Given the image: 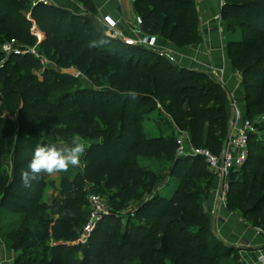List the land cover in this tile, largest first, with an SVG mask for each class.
<instances>
[{
  "label": "trees",
  "instance_id": "1",
  "mask_svg": "<svg viewBox=\"0 0 264 264\" xmlns=\"http://www.w3.org/2000/svg\"><path fill=\"white\" fill-rule=\"evenodd\" d=\"M81 1L89 12L94 11L93 0ZM34 2L0 0V39L13 34L32 42V28L37 26L45 34L39 47L48 56L58 57L61 63L70 61L96 86L106 82L117 91L94 86L80 89L79 77L51 68L42 72V78L22 73V69L35 67L27 65L28 60H35L32 55L19 65L8 63L0 69L4 100L15 106L10 110L25 98L28 107L26 111L22 107L25 112L20 115L26 119L23 127L35 114L39 120L28 128V134L14 138L8 121L0 119V207L19 214L6 237L14 251L24 248L21 261L16 258L14 264H94L98 260L97 264H168V259L175 264H221L228 259L234 249L213 238L204 209L213 177L206 162L198 156L179 158L174 133L149 136L142 110L146 104L153 105L149 112L157 103L166 105L174 112L175 122L188 129L194 146L220 154L231 132V96L226 87L146 46H129L109 37L89 17ZM29 3L27 18L22 10ZM134 10L143 19V32L168 38L180 47H198L197 0H136ZM222 20L229 34V57L243 76L247 118L264 120V0H226ZM255 77L260 81L251 83L249 79ZM124 86L127 89L122 90ZM55 92L63 94L54 97ZM33 99L40 107L30 103ZM58 124H78L77 132L83 130L92 142L82 170L73 178H64L59 197L50 202L43 199L47 175L41 174L31 187H24L21 172L28 170L36 145L49 144L39 143L42 131L50 134ZM256 125L263 126L258 121ZM261 144L258 135L251 138L249 158L240 169L247 167ZM11 150L15 159L9 172L3 159ZM257 159L254 174L247 173L246 180L229 181L227 206L264 231V158ZM154 162L159 165H150ZM176 176L183 186L167 196L162 187ZM87 184H105L116 191L108 200L113 212L93 231L95 245L82 247L74 242L88 222L83 194ZM132 203L138 207L136 216L152 211L144 222L129 220L121 229L116 212ZM197 222L203 225L193 227ZM81 251L91 252L90 259H80Z\"/></svg>",
  "mask_w": 264,
  "mask_h": 264
},
{
  "label": "crops",
  "instance_id": "2",
  "mask_svg": "<svg viewBox=\"0 0 264 264\" xmlns=\"http://www.w3.org/2000/svg\"><path fill=\"white\" fill-rule=\"evenodd\" d=\"M94 11L89 12L76 0H54L52 5L67 9L76 15L92 19L97 28L105 15H112L120 21V26L131 35L136 25L137 15L132 0H93ZM226 0H197L200 13V43L198 47L176 45L172 40L145 32L141 38L147 39L148 48L167 53L169 59L179 66L203 72L213 80L221 82L230 93L229 121L230 129L240 125L247 118L246 94L236 68L228 52L229 34L225 31L222 10ZM86 13V14H85ZM42 38L44 33L34 27ZM41 38V40H42ZM161 104V103H159ZM171 187V189H168ZM171 196L176 187H162ZM204 209L209 218L212 236L234 249L239 255L237 264H264V231L252 226L240 214L227 206V197L222 193V180L214 176L204 196ZM1 264H11L12 253L2 247Z\"/></svg>",
  "mask_w": 264,
  "mask_h": 264
},
{
  "label": "rangeland",
  "instance_id": "3",
  "mask_svg": "<svg viewBox=\"0 0 264 264\" xmlns=\"http://www.w3.org/2000/svg\"><path fill=\"white\" fill-rule=\"evenodd\" d=\"M76 2L80 3L83 7H85V4L81 0H76ZM31 6L32 5L29 3L28 9L22 10V12L27 16V18L30 17V12H31L30 7ZM54 20L55 18H53V21ZM34 27L32 28V34L35 36V40L32 42H28L25 39H18L13 34H9L7 39H0V69H3L8 63L12 65L14 64L19 65L20 61H24L25 59H27L28 55H32L35 60L34 61L28 60L27 65H31L33 63L35 67L29 68V69H22L21 70L22 73H25V74L32 73L36 75L38 78H42V72L47 68H51L60 74H64V73L79 74L80 76L78 77L81 79V84H82L80 89L90 88L91 86H94L95 89H106L110 91L112 90L117 91L114 86H110V84L106 82L102 84L103 85L102 87L96 86L90 81V79L86 75H84L81 71L78 70L77 66L73 65L70 61L61 63L58 57L48 56L45 53V51L39 47L40 42L45 39V36L42 38V36L39 35L40 32L36 30ZM143 34L144 33L140 34L139 38H141V35ZM143 40L144 42L147 43V39H143ZM6 46L10 48L5 49ZM144 46L148 47L147 45H144ZM164 54L166 55L167 53H164ZM13 56H14V60H12ZM166 57L168 56L166 55ZM240 76H241V80L243 83V76L242 75ZM249 81H251V83H258L260 81V77L250 78ZM2 89H3V84L0 81V119L4 121H8L7 123L10 124L8 126L9 130L12 129L15 133L14 138H16L20 133H23L24 135L28 134V128L32 126L34 121L36 123L39 122V120L36 118L37 115L35 114L36 116L33 115L32 117H30V120L27 121L26 126L23 127L22 121H25L26 119L21 120L20 115L22 113L24 114V112L27 110L25 108L28 107L24 105L25 98L22 99L23 102L21 101V103L18 104V106L15 109H13V111H11L10 110L11 107L14 108L15 106H13V104L7 103V101L4 100V92L2 91ZM125 89H127V86H124L122 90H125ZM54 94H55L54 97H61L63 93L55 92ZM30 103L32 104L35 103L37 107H40V104L35 102V99H33ZM152 106H153L152 104H146L142 107V110L145 112L144 126L149 136H157L161 134L169 136L174 133L176 139L180 138L181 136H186L187 141L192 143L188 129L175 122L174 112H171L166 105L164 106L159 103H157V106L155 109H153V111L149 112L148 110ZM22 107H24L25 111L24 110L22 111ZM246 119L251 120L255 124H256V121H258L259 123L262 122V125H263L262 127L259 128V126L256 125L257 135L260 137L261 143H262L261 148L259 147L256 150L255 155L252 156L246 168L238 169L232 172L233 174L230 175L228 183L231 180H238V179L246 180L245 175L247 173L249 176L254 174L253 167L259 161L257 157L258 156L262 157V161L264 158V120H262V118L260 117L246 118ZM78 128L81 129V127L78 124H75L72 127H69V126L66 127V126H63L62 124H58V128L55 129L54 131L52 130L50 134H48L47 130L44 129L41 133L39 143H42L43 141H47L49 144H53V143L60 144L61 142L70 143L73 137H78L80 141L86 145V150H87L90 147L92 140L86 136V133L83 130H80V132H77ZM0 139L2 140V137ZM14 142L15 141H13V148L15 146ZM6 143H5V146H7ZM202 146L203 145H201V147ZM26 153L24 154V157L25 155H27ZM85 155H86V152L81 157V163L79 166L70 167L69 170L64 173L53 174L51 176L47 175L46 187L44 188V192H43V199L51 202L54 198L59 197L61 181L67 177L73 178L76 172L82 170V168L84 167ZM14 159H15L14 150H11L9 154L4 156V159H3L4 169H7L9 172H12V166H13ZM150 165L158 166L159 164L157 162H154V163H150ZM207 168L209 169L208 166ZM212 175L214 177L213 173ZM213 177L211 178L212 180H213ZM169 185L170 186L172 185V187L183 186V183L180 180V176H176L173 179H171ZM168 189H171V187H169ZM228 189H231L230 185H228ZM114 191H116L115 188L109 187L105 184L85 185L83 189V194H84V199H85L84 210H86L88 220L90 217V212L92 210V197L94 195H100L108 201L111 193H113ZM222 193L225 194L226 197L228 196V190L224 192L222 189ZM137 208L138 207L132 203L130 204L129 207L122 209V210H118V212H116L117 214L116 217L121 220V224H120L121 229L127 225L129 220L135 221L137 223L144 222L145 215H147L148 213L152 211V208H150V209H147L146 212H143L141 215L136 216ZM5 211H6L5 207H0V250L2 247L8 248L12 253L11 254L12 255L11 264H14V262L16 261V258L19 259V261H21V251H23L24 248H21L19 250L20 252L14 251V249H12V242L8 240V238L6 237V234L9 232L12 226L11 224L15 221V219L19 216V214L13 213V212H5ZM112 212H113V208H112ZM236 213L240 214L239 210ZM201 225H203L201 222H197L193 224L192 226L199 227ZM83 230H84V227H83ZM83 230L80 232L79 238L74 243H79L82 245V247L91 245V244L95 245V240L93 239V236H92L93 233L84 234ZM29 252L30 251H28L27 253ZM35 252L36 251H34V253ZM89 257H91V252L81 251L79 253L80 259L87 260V259H90ZM238 260H239V255L236 252H234L228 259L222 260L221 264H237ZM1 261L2 260H1V255H0V264H1ZM98 262L99 260L95 262L94 264H97ZM167 263L175 264L173 260L171 259H168ZM2 264H6V263L2 262ZM134 264H140V262L134 263Z\"/></svg>",
  "mask_w": 264,
  "mask_h": 264
},
{
  "label": "built area",
  "instance_id": "4",
  "mask_svg": "<svg viewBox=\"0 0 264 264\" xmlns=\"http://www.w3.org/2000/svg\"><path fill=\"white\" fill-rule=\"evenodd\" d=\"M53 1L54 0H36L34 5L38 3L52 5ZM142 23V17L137 16L136 25L131 28L130 35L121 28L120 21L114 16L105 15L100 20V24L106 35L113 39L120 40L129 46L147 45L143 39L139 38V35L143 33L141 30ZM8 48L10 47H5V49ZM161 54L165 55L164 53ZM73 75L77 77L80 76L76 73ZM254 135H257L256 124L249 119H245L240 125H234L229 135L228 148H224L220 154H215L205 147H196L192 145V143L187 141L186 136H181L177 139V152L178 155L198 156L203 158L214 176L221 178L222 189L226 192L228 190V178L231 172L243 167L249 158L250 142ZM111 212L112 208L109 202L100 195H94L92 197V210L90 212V217L84 226V234L93 233L100 221L110 215Z\"/></svg>",
  "mask_w": 264,
  "mask_h": 264
},
{
  "label": "clouds",
  "instance_id": "5",
  "mask_svg": "<svg viewBox=\"0 0 264 264\" xmlns=\"http://www.w3.org/2000/svg\"><path fill=\"white\" fill-rule=\"evenodd\" d=\"M85 152L86 145L78 137H73L70 143L37 144L27 165L28 170L21 172L23 186L31 187L32 181L40 178L41 174L51 176L79 166Z\"/></svg>",
  "mask_w": 264,
  "mask_h": 264
},
{
  "label": "water",
  "instance_id": "6",
  "mask_svg": "<svg viewBox=\"0 0 264 264\" xmlns=\"http://www.w3.org/2000/svg\"><path fill=\"white\" fill-rule=\"evenodd\" d=\"M105 32V31H104ZM228 145H229V141H227L226 145H225V149L228 148ZM185 156H189V155H178L179 158L181 157H185Z\"/></svg>",
  "mask_w": 264,
  "mask_h": 264
}]
</instances>
